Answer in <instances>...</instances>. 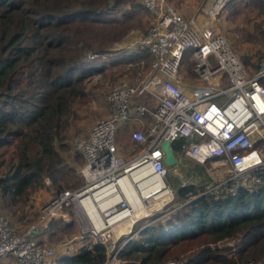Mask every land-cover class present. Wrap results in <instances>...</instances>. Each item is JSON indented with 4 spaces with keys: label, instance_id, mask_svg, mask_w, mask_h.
<instances>
[{
    "label": "built area",
    "instance_id": "built-area-1",
    "mask_svg": "<svg viewBox=\"0 0 264 264\" xmlns=\"http://www.w3.org/2000/svg\"><path fill=\"white\" fill-rule=\"evenodd\" d=\"M138 1L152 21L130 46L149 56L146 72L134 81L121 80L112 85L104 96L108 114L96 118L86 134L75 141L83 158L78 169L84 181L82 185L57 189L22 231L14 229L0 212V258L9 256L15 264H47L54 247L38 241L37 234L47 228L51 219L65 218L64 209L71 206L81 234L104 244L106 257L100 264H118V250L146 224L134 227L138 218L147 213L142 212L140 201L147 198L162 201L171 193L162 183L168 190L166 198L159 200L152 193L140 198L130 181L121 178V172L132 161L146 163L154 176L163 181L169 172L160 148L163 140H167L170 147L178 140L172 149L176 159L171 164L173 170H179L181 158L198 164L207 160L212 168L225 167V178L216 183L210 181L194 196L216 191L228 181L247 186L262 180L264 52L250 70L234 52L230 41L213 26L198 25L193 15L182 16L166 0ZM226 1L209 0L202 9L213 16ZM186 51L192 75L207 82L205 86L194 88L193 94L178 82L180 61ZM94 55L88 53L87 57ZM221 75L224 86H220ZM138 96L150 98L151 108L139 102ZM145 117H148L147 122L132 126ZM119 121L130 122L129 138L142 145L128 165L117 151ZM213 156L216 157L211 158ZM109 183L111 186H107ZM142 186L150 189L152 182L143 179ZM92 188L99 190L97 196L86 199L84 195ZM134 205L135 208H131ZM119 237L125 240L118 245L115 240ZM226 238L229 239L222 237L209 244L218 247Z\"/></svg>",
    "mask_w": 264,
    "mask_h": 264
},
{
    "label": "trees",
    "instance_id": "trees-1",
    "mask_svg": "<svg viewBox=\"0 0 264 264\" xmlns=\"http://www.w3.org/2000/svg\"><path fill=\"white\" fill-rule=\"evenodd\" d=\"M109 1L0 0L2 205L24 202L43 186L44 176L55 185L53 172L62 162L55 141L62 139L71 102L84 95L83 79L98 69L82 57L79 28L105 18ZM256 1L264 12V1ZM202 187L175 182L176 206L171 203L162 217L145 221L118 250V264H165L171 245L194 238L196 247L171 264H264V176L260 183L228 181L193 196ZM55 219L63 220L51 219L45 229ZM222 237L234 238V248L225 252L209 244ZM58 252L54 249L47 264H100L106 257L104 244L94 240ZM10 259L4 256L0 264Z\"/></svg>",
    "mask_w": 264,
    "mask_h": 264
},
{
    "label": "rangeland",
    "instance_id": "rangeland-1",
    "mask_svg": "<svg viewBox=\"0 0 264 264\" xmlns=\"http://www.w3.org/2000/svg\"><path fill=\"white\" fill-rule=\"evenodd\" d=\"M137 2L138 0H116V2L110 0L109 6L105 9L107 11L104 15L105 18L86 24L84 27L80 25L79 29H82L78 33V37L83 44L82 57L86 58L85 61L91 59L98 69L90 71L83 79L84 95L71 102L67 122L62 131V139L55 141V147L62 157V162L53 172L55 185L50 177L44 176L43 186L31 190L24 202L8 203L7 205L0 203V212L14 229L24 230L35 219L40 207L50 199L57 189L75 188L84 183L78 170L83 158L75 147V141L86 134L96 118L108 114L104 96L112 85L121 80L134 81L146 72L149 56L144 51H137L133 46H130V43L146 31L152 18L147 10ZM238 12L226 23V27H230L231 23L234 24L237 30L226 29V31L223 29L224 34L236 37L237 41L246 44L244 49L249 48L253 51V54L251 52L246 55L249 56L250 64L253 65L264 52V12L254 5L242 6ZM248 42L249 45H247ZM231 46L237 54L232 43ZM88 53H95V55L87 57ZM132 53L138 54L134 58H128ZM237 55L241 58L239 53ZM190 61L189 52L186 51L179 65L181 76L184 79L191 78L189 74ZM137 98L147 107L153 103L150 98L141 99V96ZM116 126L117 151L124 164L128 165L140 151L142 145L133 143L129 138L130 122L119 121ZM180 162L179 170H173L172 165H166L169 167L167 175L169 181H165L163 177V183L171 189L169 197L162 201L147 198L144 203L149 210L138 218L134 227L143 226L145 221H152L165 214V209H168V205L174 202L172 185L175 182H180L183 185L193 183L204 186L210 181L220 182L227 175L224 166L218 165L212 168L207 160L203 164H198L188 158H181ZM172 205L175 204L172 203ZM70 208L72 207L70 206ZM70 208L64 209L66 216L62 218L63 220L55 219L51 227L44 231L45 233H40V238L44 235V243L54 247L56 255L61 247L67 246L74 249L82 240L90 242L95 239L81 234V227L78 221L72 217ZM157 213L160 214L157 215ZM112 239L109 238V240ZM124 240V237H119L115 242L119 245ZM197 243V238H194L171 245L169 252L171 256L168 257L165 264L186 256L190 250L196 247ZM220 243L218 247L226 252L227 247L234 248L235 239L232 237L222 239ZM10 261L4 264H14V259L11 258Z\"/></svg>",
    "mask_w": 264,
    "mask_h": 264
},
{
    "label": "crops",
    "instance_id": "crops-1",
    "mask_svg": "<svg viewBox=\"0 0 264 264\" xmlns=\"http://www.w3.org/2000/svg\"><path fill=\"white\" fill-rule=\"evenodd\" d=\"M170 2V4L172 6H174V8L184 17H189V16H194V20L195 22L200 25V26H213L217 31H220L225 37L228 38V40L232 43L233 47L235 48L237 54L239 53L241 55V60L246 63L245 65L250 69L253 70L256 63L255 64H250L251 63V59H248L249 55L253 54V51L251 49H244V45H246L245 43H242L240 41H237L236 37H231L230 35L224 34V30L229 29V30H237L235 25L231 23L230 27H226V23L227 21L229 22V20H231L238 12V10L240 9V7H249L251 5H254L255 7L257 6V1L256 0H228L227 3L225 5H223V7H221L219 9V11L214 14L213 16H208L202 9L203 6L208 5L209 4V0H167ZM264 1V0H263ZM258 7V6H257ZM201 10V11H200ZM231 22V21H230ZM223 28H220V27ZM224 29V30H223ZM227 31V30H226ZM234 33V32H233ZM236 33V32H235ZM242 41V40H241ZM249 45V42L248 44ZM244 54V55H242ZM184 55V54H183ZM240 57V56H239ZM190 67V66H189ZM180 73V70H179ZM189 74L191 76L190 79H184L181 76L180 73V79L178 80L179 84L181 85V87L187 91L189 94H193L194 93V88H198L201 86H205V84L207 82H203V81H199L197 80L191 73V71L189 70ZM219 78H221L220 81V86H224L225 85V80H224V76H219ZM152 103L150 104V106L148 108H151ZM148 117L143 118L140 122H135L132 126L135 125H139L142 123L147 122ZM136 121V120H135ZM131 127V125L129 126ZM47 231V229H42L38 232V241L44 242L43 237L40 238V233ZM45 233V232H44ZM11 260V259H10ZM11 262V261H10Z\"/></svg>",
    "mask_w": 264,
    "mask_h": 264
},
{
    "label": "bare ground",
    "instance_id": "bare-ground-1",
    "mask_svg": "<svg viewBox=\"0 0 264 264\" xmlns=\"http://www.w3.org/2000/svg\"><path fill=\"white\" fill-rule=\"evenodd\" d=\"M120 176L121 178L128 179L130 181L137 192L139 191L138 195L140 198L146 197L150 193H152L154 197H158L159 200L168 196V190L162 184L163 181L154 176V173L151 172L149 165L146 163H135L134 161H132L130 166L127 167L123 172H121ZM143 179H149L152 182V187L150 189L143 188ZM107 186H111V183H109ZM98 192L99 190H97L96 188H92L89 190L88 195H84V197L86 199H93V197L97 196ZM144 202L145 201H140V207H143L141 208L142 212H148L149 208L144 206ZM131 208H135V205Z\"/></svg>",
    "mask_w": 264,
    "mask_h": 264
},
{
    "label": "water",
    "instance_id": "water-1",
    "mask_svg": "<svg viewBox=\"0 0 264 264\" xmlns=\"http://www.w3.org/2000/svg\"><path fill=\"white\" fill-rule=\"evenodd\" d=\"M160 148L163 151V162L165 165H171L176 162V159L173 154V150L170 147L169 143L167 140H163L160 143Z\"/></svg>",
    "mask_w": 264,
    "mask_h": 264
}]
</instances>
